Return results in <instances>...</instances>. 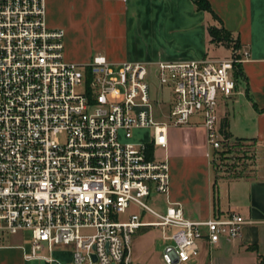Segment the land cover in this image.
Instances as JSON below:
<instances>
[{"label":"built area","instance_id":"obj_1","mask_svg":"<svg viewBox=\"0 0 264 264\" xmlns=\"http://www.w3.org/2000/svg\"><path fill=\"white\" fill-rule=\"evenodd\" d=\"M231 51L154 67L102 54L69 63L45 0H0V239L31 232L26 260L54 261L43 253L71 246L70 264H133L141 229L169 242L165 264L189 262L201 242L238 239L249 224L240 213L191 219L179 205L158 212L146 202L168 193V164L156 152L170 127L199 117L212 165L236 142L221 133L218 94L236 93L235 64L249 52ZM143 130L150 141H134Z\"/></svg>","mask_w":264,"mask_h":264},{"label":"crops","instance_id":"obj_2","mask_svg":"<svg viewBox=\"0 0 264 264\" xmlns=\"http://www.w3.org/2000/svg\"><path fill=\"white\" fill-rule=\"evenodd\" d=\"M213 14L195 0H45L46 25L64 31L65 59L89 63L97 54L111 63L198 61L210 55V27L221 25L249 52L244 78L236 93L219 103L220 121L228 119L232 140L253 153L251 176L220 179L215 185L207 129L196 117L189 125L168 129V146L157 157L169 168L163 206L179 205L191 219L240 213L249 224L236 240L211 246L184 264H260L264 257V0H207ZM224 59V58H223ZM237 142V141H236ZM161 150V155L158 151ZM153 196V195H152ZM152 196L149 199L152 200ZM149 221H153V217ZM146 216V217H147ZM138 233V234H137ZM133 239V264H165L169 243L155 228L141 229ZM161 247L158 250V244ZM30 250L17 242L0 245V264H70L73 249L57 248L47 259L26 260Z\"/></svg>","mask_w":264,"mask_h":264},{"label":"rangeland","instance_id":"obj_3","mask_svg":"<svg viewBox=\"0 0 264 264\" xmlns=\"http://www.w3.org/2000/svg\"><path fill=\"white\" fill-rule=\"evenodd\" d=\"M210 55L212 57L218 58H228L232 55V51L225 46L221 47H214L211 50ZM157 86V83L154 80V87ZM224 99L223 95L220 93L218 94V101L221 102ZM219 108V107H218ZM167 108H164V112ZM161 107L156 105L154 107L155 113H162ZM164 119V118H162ZM221 122V121H220ZM151 138V131L150 130H143V131H136L134 134V141L136 142H147L150 141ZM158 155H161V150L158 151ZM253 153L248 148H244L238 142H234L231 148L225 149L222 151V155L216 159L215 164L212 165L215 180L218 183L220 179H238L244 176H251L253 171L254 160L252 159ZM217 158V157H216ZM221 158V159H220ZM158 195V194H157ZM155 193L152 196V200L146 201L150 206L153 207H161L163 206V197L157 196ZM147 220H151L149 216L146 217ZM154 219V218H152ZM155 220V219H154ZM138 234V233H137ZM136 236V235H135ZM134 236V237H135ZM0 245H9L13 242H17L30 250L31 248V232L25 231L18 235L14 236H5L1 237ZM161 247V243L158 244L156 247L158 250ZM60 248H69L73 249V247H60Z\"/></svg>","mask_w":264,"mask_h":264},{"label":"trees","instance_id":"obj_4","mask_svg":"<svg viewBox=\"0 0 264 264\" xmlns=\"http://www.w3.org/2000/svg\"><path fill=\"white\" fill-rule=\"evenodd\" d=\"M195 4L199 10L208 11L213 14L214 18L218 19L217 16L213 13L211 6L207 0H195ZM209 35L211 38V43L216 46H225L226 48L233 51L241 49L239 41L234 39L232 33L224 29L222 25L220 27H210ZM239 57L240 56H238V58ZM234 77L239 86L241 80L244 78L242 64H235ZM261 112H264V110H262ZM221 133L227 140L232 139V135L229 132V123L227 118H224L221 122ZM236 141L242 142L244 140L238 139ZM215 185H217V182L215 183ZM260 264H264V257L260 258Z\"/></svg>","mask_w":264,"mask_h":264},{"label":"water","instance_id":"obj_5","mask_svg":"<svg viewBox=\"0 0 264 264\" xmlns=\"http://www.w3.org/2000/svg\"><path fill=\"white\" fill-rule=\"evenodd\" d=\"M94 259H96V258H94Z\"/></svg>","mask_w":264,"mask_h":264}]
</instances>
